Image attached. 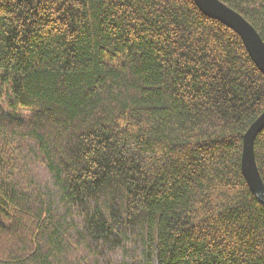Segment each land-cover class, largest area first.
I'll return each mask as SVG.
<instances>
[{
  "label": "trees",
  "instance_id": "obj_1",
  "mask_svg": "<svg viewBox=\"0 0 264 264\" xmlns=\"http://www.w3.org/2000/svg\"><path fill=\"white\" fill-rule=\"evenodd\" d=\"M221 1L264 41V0ZM263 109L194 0H0V264H264Z\"/></svg>",
  "mask_w": 264,
  "mask_h": 264
},
{
  "label": "water",
  "instance_id": "obj_2",
  "mask_svg": "<svg viewBox=\"0 0 264 264\" xmlns=\"http://www.w3.org/2000/svg\"><path fill=\"white\" fill-rule=\"evenodd\" d=\"M194 2L203 14L220 21L238 34L251 59L264 73V41L255 28L240 13L221 0H194ZM263 128L264 109L243 136L240 165L250 189L264 204V184L259 175L254 156V140Z\"/></svg>",
  "mask_w": 264,
  "mask_h": 264
},
{
  "label": "rangeland",
  "instance_id": "obj_3",
  "mask_svg": "<svg viewBox=\"0 0 264 264\" xmlns=\"http://www.w3.org/2000/svg\"><path fill=\"white\" fill-rule=\"evenodd\" d=\"M17 110V113H23L24 112V110L23 109H21L20 107H18V108H16Z\"/></svg>",
  "mask_w": 264,
  "mask_h": 264
}]
</instances>
